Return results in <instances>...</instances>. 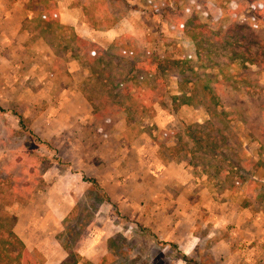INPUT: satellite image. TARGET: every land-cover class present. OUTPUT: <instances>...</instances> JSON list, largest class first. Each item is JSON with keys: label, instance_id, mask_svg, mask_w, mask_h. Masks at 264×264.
Wrapping results in <instances>:
<instances>
[{"label": "rangeland", "instance_id": "374dc122", "mask_svg": "<svg viewBox=\"0 0 264 264\" xmlns=\"http://www.w3.org/2000/svg\"><path fill=\"white\" fill-rule=\"evenodd\" d=\"M256 1L66 0V7H73L75 19H79L73 29L84 39L101 45L103 51L61 39L58 32L47 33L48 39L58 44L55 50L38 24L27 19L22 24L19 16L16 24L11 20L15 27L5 23L0 29V186L13 195L20 191L22 203L12 207L21 219L17 231L30 234L33 240L42 227V234L56 231L49 237L43 234L48 243L77 253L83 246L86 256L81 264H139L146 258L149 264H167L158 256L160 245L144 230L157 233L168 218L164 209L178 210L181 192L192 199L204 197L205 211L209 206L218 209L217 205L227 200L236 204L249 201L254 214L264 217V194L258 183L264 181V142L261 135L248 130L240 116L251 115L249 102L241 92L231 90L234 76L240 72L239 64L205 67L176 24V11L194 6L204 22H212L213 17L218 24L230 19L248 22L264 33V21L257 18L251 6ZM160 4L162 13H154ZM20 25L21 29L17 28ZM156 53L164 71L149 72L133 65L139 58L158 62ZM252 68L264 83V71ZM185 75L194 77L192 103H181L180 98L174 101L193 84L182 83ZM211 96L215 100L222 97L217 110L229 109V101L234 105V112L228 115L232 119L222 127L224 142L239 154L241 168L235 171L245 172L247 180L232 193L224 190L231 177L219 172L220 162L208 163L209 156L204 153L198 159H192L188 152L172 154L180 140L186 148L192 146L186 125L203 124L196 116L201 115V109L208 111L204 112L206 120L211 118ZM203 99L209 104L200 102ZM16 113L24 115L35 132L50 141L72 167H47L55 151L30 137L21 128ZM154 152L168 162L167 167L174 164L190 174L192 184L197 186L193 189L172 184L141 206L137 201L147 196L136 200L126 195L129 191L135 193L139 183L152 181L151 176L138 170L144 161L153 159ZM114 168L121 172L116 173ZM103 170L112 174L106 177L114 179L110 191L117 205L132 216L131 230L85 180L102 175ZM49 214L67 217L59 227L49 226L45 221ZM205 225H201L203 234L209 231ZM114 237L121 254L110 246ZM207 252L204 249L199 256L206 257ZM39 254L46 259L43 252Z\"/></svg>", "mask_w": 264, "mask_h": 264}, {"label": "trees", "instance_id": "16d2710c", "mask_svg": "<svg viewBox=\"0 0 264 264\" xmlns=\"http://www.w3.org/2000/svg\"><path fill=\"white\" fill-rule=\"evenodd\" d=\"M256 2L257 3H251V6L257 18L264 21V0H258ZM38 5V25L43 33L42 35L47 36L48 42L55 50H57L58 44L52 43L51 39H48L49 36L47 33L58 32L61 39L69 41L76 40L82 45L88 44V46L90 45L92 47H98L102 51L104 50L101 45L96 43L93 44V42L81 37L72 27L61 23V16L57 9L56 1L41 0ZM161 8L162 4L156 6L154 13H162ZM176 12L178 13V19L176 20L177 27L188 37L193 48L194 56L198 61L202 62L205 67L217 68L222 67V65L239 64L240 72L234 76L231 90L241 92L244 99L246 98L247 102H249V106L252 109L251 115L248 117L245 115L240 116L248 130L253 134H257L258 137L261 135V140L264 142V83H261L259 78L254 75V72L256 73L257 71L252 68V66H255L264 71V33L262 29L255 28L248 22L236 23L231 19L218 24L215 17H213L214 20L210 23L204 22L194 6L179 9ZM87 50L89 51L90 49L84 51L88 52ZM158 55L159 54L156 53V56L159 58ZM147 60H149V62L146 64L145 61ZM133 65L149 72L164 71L163 61L160 58L158 62H155L153 58H139ZM182 83L187 86L191 83L193 84L190 85L187 90H184L181 95L175 97L174 101L176 98H180L181 103H192L195 88L194 77L185 75ZM207 94L210 93L208 92ZM211 98H213V101L210 99L211 102H209L214 106V109L209 108L211 118L204 124L186 125L187 134L193 141L192 146L186 148L180 140L179 145L173 147L172 150L174 154L188 152L191 154L192 159L200 158L202 153L208 155V163H211V160L218 161V163L220 162V164H217L220 167L219 172L225 174L228 178L231 177V181H229L227 187L230 189L241 188L243 183L247 180L244 177L246 173L236 174V168H241L238 157L239 154L235 152L232 146L225 144L226 135L222 129L223 126H226V124H224L225 121L232 119L231 115L230 117L228 115L234 112V108L232 107L234 105L229 101V109L224 107L217 110L215 107L221 103L222 97L219 96L217 100H215L213 96H211ZM207 101L208 100L205 99L200 100V102L209 104ZM0 108L3 110L2 107ZM16 115L19 118L21 128L27 131L30 137L55 151L54 155L48 160L47 167L54 165L61 168L72 167L70 162L59 153V150L55 148L50 141L41 138L35 132L30 126L29 120L24 115L21 113H16ZM227 116L229 118H227ZM261 149L262 151L264 150L262 145ZM198 152H201V154L198 155ZM216 156H220V158ZM228 160H230L229 163H227ZM85 178V180L90 183L91 188L96 190L100 199L113 207L114 216L119 218L125 225H129L132 222L130 217L119 210L116 202L112 200L107 191L101 186L98 178L95 176ZM42 182V185H44L45 181L43 180ZM259 182H261L260 185L263 190V196L264 181H258V183ZM18 190H22V188ZM42 190V188L38 189L39 192ZM13 196L16 197L11 201H4ZM19 196L20 191L18 195H13V192L10 190L8 191L6 187L0 186V264H40L45 258H41L39 253L31 251L15 231L19 218L12 211V207L16 203H22V199ZM144 231L152 236L157 244L160 245L161 249L158 256L162 257L167 264H180V262L184 264H216L217 262L216 253L207 252L206 257H200L198 251L189 254L183 251L178 243L161 239L150 229H145ZM110 246L113 250L117 249V254L122 253V251H120L121 246L118 245L116 237L111 239ZM67 250L69 251V256L61 264H77L81 257L79 253L72 251L70 248H67ZM148 260L149 259L146 258L139 264H149Z\"/></svg>", "mask_w": 264, "mask_h": 264}, {"label": "crops", "instance_id": "0c3cea01", "mask_svg": "<svg viewBox=\"0 0 264 264\" xmlns=\"http://www.w3.org/2000/svg\"><path fill=\"white\" fill-rule=\"evenodd\" d=\"M40 1L41 0H0V29L5 27V23H9V27L11 28L15 27L14 24H11V20L16 24L20 18L23 20V23L21 22L22 24H24V21L27 19L36 26V24H38L37 18L39 15L37 6H39L38 3ZM54 1L57 3V9L61 16V23L66 26L70 25L72 28L74 26L76 27L79 23V19H75L76 14L73 7L67 8L66 0ZM17 28L21 29V25L17 26ZM47 43L51 46L48 41ZM204 110L206 109H201V115H196L199 118L198 121L203 124L209 120H206L208 116L205 114L208 111ZM172 154L174 155V153ZM151 155H154L153 159L144 161L142 164L143 166H139L138 172L146 177L151 176L152 181L150 183L147 181L139 183V187H136L135 193L130 191L129 194L127 193L126 196L128 198H135L138 200L143 196H147L146 199L137 201L141 206H145L147 201L165 192L166 188L172 186V184L190 186L193 189L196 188L197 184H192V177L190 174L184 173L183 170L180 171L174 164L167 167L166 163L168 162H165L156 152ZM182 168L186 171L184 166ZM170 170H173V174ZM114 171L118 174L121 172L119 168H114ZM124 171L129 172L130 169H125ZM97 173H99V171ZM107 174L110 173L104 172L102 175L99 173L97 174V178L112 200L116 202V197L113 196L110 191L111 183L115 182L114 179L111 181L110 177L107 179ZM238 189L241 188L230 189L227 186L224 188L225 191L230 193ZM182 193L183 192H181L178 197L179 208L177 211L170 207H168L170 209H164L165 211L163 213L166 214L168 218L163 221L162 226H160L156 233L161 239L178 243L179 247L189 254L195 251L199 253L204 249L211 253L218 254L219 252L220 256L217 255L216 258L217 264H264V217H257L254 214V211L251 209L252 205L249 201L245 204H236L234 201L227 200L217 205L218 209L209 206L205 211L203 210L206 206L204 204L206 199L203 200L204 197L192 199ZM181 195H184L183 199H181ZM119 210L132 219L130 213L124 212L120 208ZM48 217L49 218L45 221L49 222V226L51 223V226L54 224L59 227L58 224L67 217V214L62 216L49 214ZM18 218L15 227L16 233L31 251L37 253L43 252L46 257L40 264H61L68 258L69 251L63 250V248L60 247L57 248L55 245L51 246V244L48 243L47 239L49 235L53 233L56 235V231H43V234H48L47 237L42 234V227V229L39 230V235L35 232L37 236L33 240V236L30 234H21L17 231L21 223L20 216H18ZM202 223L206 224L205 227H209V231L205 234L201 232V228L203 229L204 226H201ZM39 226L41 227V225ZM45 226H47V224H45ZM238 245L240 248H235V246ZM220 246L225 248L219 249ZM78 253L81 257L77 264H81L84 256H86V251H84L83 246L78 250Z\"/></svg>", "mask_w": 264, "mask_h": 264}, {"label": "built area", "instance_id": "2783aa9c", "mask_svg": "<svg viewBox=\"0 0 264 264\" xmlns=\"http://www.w3.org/2000/svg\"><path fill=\"white\" fill-rule=\"evenodd\" d=\"M132 229V226H130V230Z\"/></svg>", "mask_w": 264, "mask_h": 264}]
</instances>
